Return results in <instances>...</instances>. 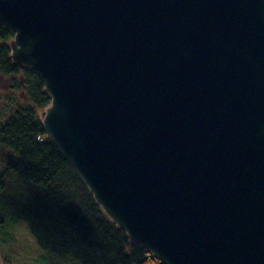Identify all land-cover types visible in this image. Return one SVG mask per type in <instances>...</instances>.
I'll use <instances>...</instances> for the list:
<instances>
[{"label": "water", "instance_id": "obj_1", "mask_svg": "<svg viewBox=\"0 0 264 264\" xmlns=\"http://www.w3.org/2000/svg\"><path fill=\"white\" fill-rule=\"evenodd\" d=\"M42 125L163 264H264V0H0Z\"/></svg>", "mask_w": 264, "mask_h": 264}, {"label": "trees", "instance_id": "obj_2", "mask_svg": "<svg viewBox=\"0 0 264 264\" xmlns=\"http://www.w3.org/2000/svg\"><path fill=\"white\" fill-rule=\"evenodd\" d=\"M13 37V30L0 27V77L9 79L11 91L22 96L18 97L19 104L15 100V107L6 110L7 118L0 123V146L15 155L9 164L17 177V181L7 183L5 191L0 190V226L25 222L39 253L22 262L163 264L103 212L49 139L41 121L50 96L33 70L11 60ZM10 174H0V186L6 184ZM4 231L3 238L12 240Z\"/></svg>", "mask_w": 264, "mask_h": 264}, {"label": "rangeland", "instance_id": "obj_3", "mask_svg": "<svg viewBox=\"0 0 264 264\" xmlns=\"http://www.w3.org/2000/svg\"><path fill=\"white\" fill-rule=\"evenodd\" d=\"M18 97L22 99L18 91H11L10 80L0 77V123H3L7 118L5 113L15 107V100H17L19 104ZM1 147L2 146H0V174L8 171L11 173L10 176L7 177L8 180L6 184L0 186V190L5 191L8 188L7 183L17 181V177L11 171V164H9L15 160V155L6 153V150H3V147ZM18 221L19 222L12 223L8 226H0V241H2L0 244V264H25V262L22 261L26 257H35L39 253V247L35 245L31 234L27 231L25 222ZM4 230H7L11 234L13 237L12 240L3 238Z\"/></svg>", "mask_w": 264, "mask_h": 264}]
</instances>
